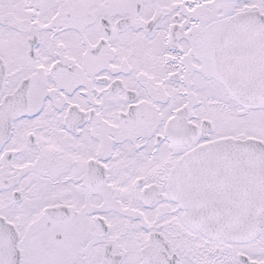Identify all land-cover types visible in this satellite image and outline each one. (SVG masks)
<instances>
[{
  "label": "snow or ice",
  "instance_id": "1",
  "mask_svg": "<svg viewBox=\"0 0 264 264\" xmlns=\"http://www.w3.org/2000/svg\"><path fill=\"white\" fill-rule=\"evenodd\" d=\"M0 264H264V0H0Z\"/></svg>",
  "mask_w": 264,
  "mask_h": 264
}]
</instances>
